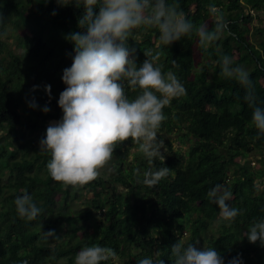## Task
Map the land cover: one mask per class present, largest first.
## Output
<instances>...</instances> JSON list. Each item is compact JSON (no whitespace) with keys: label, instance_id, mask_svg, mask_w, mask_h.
<instances>
[{"label":"trees","instance_id":"obj_1","mask_svg":"<svg viewBox=\"0 0 264 264\" xmlns=\"http://www.w3.org/2000/svg\"><path fill=\"white\" fill-rule=\"evenodd\" d=\"M223 1L178 0L188 19L197 25L206 23L210 29L216 20H211L208 5L215 3L223 12L228 29L207 47H201L195 33L170 46L160 43L155 28L139 38L129 37L138 64L151 50L158 54L156 63L162 70L174 72L186 88V95L170 98L162 109L166 119L157 137L180 133L186 151H174L168 143L164 160L149 161L129 137L114 149L105 165L109 169L78 188L49 175L46 163L51 154L40 153L35 140L45 135L48 121L62 117L58 106L66 87L62 74L74 55V46L65 37L81 30L78 20L83 8L61 6L57 0H0V15L5 19L0 32L6 34L7 25H13L20 49L18 55L8 52L7 63L0 61V264L25 260L74 264L77 252L91 244L116 251L102 264H116V258L119 264H137L156 251L163 253L164 264H173L171 248L178 240L185 246L194 243L200 248L201 241L205 248H215L225 264L237 254L243 264H264V246L259 241L250 243L245 236L253 221L264 216V137L257 138L252 109L243 101L244 89L225 78L218 63L228 55L235 66H250L256 94L264 100V30L254 32L260 38L257 48L249 41L250 11L264 12V0ZM5 52L0 38V54ZM34 85L39 86L35 91ZM45 85H51V98ZM137 91L129 89V98ZM33 98L36 109L28 106ZM46 104L48 113L42 111ZM253 151L261 155L257 170L250 166ZM164 166L171 171L156 185L141 182L143 171ZM217 183L233 193L230 203L239 215L232 223L223 220L218 206L207 198ZM81 190L92 195L85 208L76 211L71 202L81 197ZM25 192L42 209L32 221L20 217L14 204ZM214 222L217 232L211 236ZM50 230L59 239L45 240L42 232Z\"/></svg>","mask_w":264,"mask_h":264},{"label":"clouds","instance_id":"obj_2","mask_svg":"<svg viewBox=\"0 0 264 264\" xmlns=\"http://www.w3.org/2000/svg\"><path fill=\"white\" fill-rule=\"evenodd\" d=\"M61 6L75 4L83 8L78 20L80 31L71 32L65 39L74 46L70 67L63 69L62 81L66 85L60 93L58 106L62 117L49 124L39 141L40 153H50L46 163L49 175L65 185L86 184L96 179L113 157L118 143L132 138L139 144L145 158L164 160L163 139H158L159 129L166 119L162 109L170 98L186 95V88L178 76L156 63L158 54L146 50V59L137 63L134 46L129 37L140 28H155L162 45L170 46L193 33L201 47L215 42L228 29V21L215 3L208 5L216 22L213 28L199 25L179 10L178 0H57ZM55 15V12H53ZM5 19L0 15V27ZM6 34L0 32V38ZM175 63V60L173 61ZM221 74L236 81L244 89L243 101L252 109L251 123L257 138L264 137V100L256 94L251 73L242 65L235 66L228 55L218 61ZM39 86L34 85L33 91ZM44 89L51 98V85ZM137 91L134 98L127 92ZM38 108L33 98L28 105ZM42 111L48 113L46 104ZM166 166L149 168L142 173L141 182L153 186L170 173ZM138 179L140 172L138 170ZM209 201L219 208L220 217L232 223L239 210L230 201L233 193L229 187L217 183L207 192ZM19 216L35 220L42 209L31 194L25 192L15 198ZM45 240L59 239L54 230L42 232ZM250 243L259 241L264 246V216L249 226L245 235ZM162 252L137 260V264H164ZM116 251L99 244L83 246L76 254L74 264H102L115 257ZM173 264H225V259L215 248L187 246L178 240L171 248ZM22 264H28L25 260ZM227 264H243L242 255Z\"/></svg>","mask_w":264,"mask_h":264},{"label":"rangeland","instance_id":"obj_3","mask_svg":"<svg viewBox=\"0 0 264 264\" xmlns=\"http://www.w3.org/2000/svg\"><path fill=\"white\" fill-rule=\"evenodd\" d=\"M225 4H227V2L224 0L223 1ZM222 8V7H221ZM224 9V8H223ZM251 17H252V21L250 23L251 28L249 31V41L251 44H253L256 48H257V42L259 41V37L258 35H254V32H256V29H262L264 30V12L260 11V12H256L254 10L250 11ZM212 21H215V18L212 16L211 17ZM148 29V28H147ZM146 28H140V29H136L133 31L132 33V37L133 38H139L140 36H142V33L147 31ZM18 33V31L14 30L13 25L8 24L6 27V35L2 38V41L5 44L6 47V52L3 54H0V61H2L4 64L7 63L9 61V56H8V52L18 55L20 52V49L16 47V43H15V38L14 35H16ZM204 63V60H203ZM247 70H249L251 67L250 66H244ZM199 70V68H198ZM52 123L51 121L46 123V127L49 126V124ZM7 134V133H6ZM180 133H171V134H164L162 136L163 140H164V144H165V151L162 149V152L165 154V156L167 155L168 152V148H167V144L170 143L173 150L176 151L177 149H180L182 152H185L188 145L182 144L181 140H180ZM0 136H1V132H0ZM9 139V138H8ZM36 146L38 145V140L36 139ZM250 159V166L254 169L257 170L260 168L261 163L259 162V160L261 159V155H259L257 152L253 151L250 153L249 156ZM109 169V166H105L104 168L100 169V174L102 171H107ZM84 186V184H77L78 188H82ZM120 190V189H119ZM82 195L81 197H79L78 199H74L71 202V208L73 210H82L83 208H85L86 206V200L89 199L91 197V193H88V191H83L81 190ZM217 232V223L214 222L211 226H210V235H216ZM209 237V236H207ZM205 244L203 242L200 241V248H204ZM116 264H119V262H117V258L115 260ZM65 264V263H64Z\"/></svg>","mask_w":264,"mask_h":264},{"label":"water","instance_id":"obj_4","mask_svg":"<svg viewBox=\"0 0 264 264\" xmlns=\"http://www.w3.org/2000/svg\"><path fill=\"white\" fill-rule=\"evenodd\" d=\"M48 122H49V121H48ZM51 122H54V121L51 120Z\"/></svg>","mask_w":264,"mask_h":264},{"label":"flooded vegetation","instance_id":"obj_5","mask_svg":"<svg viewBox=\"0 0 264 264\" xmlns=\"http://www.w3.org/2000/svg\"><path fill=\"white\" fill-rule=\"evenodd\" d=\"M46 126V125H45Z\"/></svg>","mask_w":264,"mask_h":264}]
</instances>
